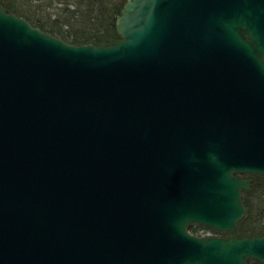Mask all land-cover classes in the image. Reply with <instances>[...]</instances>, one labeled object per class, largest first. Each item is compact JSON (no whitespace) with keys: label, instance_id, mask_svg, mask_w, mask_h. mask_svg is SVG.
Listing matches in <instances>:
<instances>
[{"label":"water","instance_id":"95a60500","mask_svg":"<svg viewBox=\"0 0 264 264\" xmlns=\"http://www.w3.org/2000/svg\"><path fill=\"white\" fill-rule=\"evenodd\" d=\"M69 45L0 7V264H264V0H126Z\"/></svg>","mask_w":264,"mask_h":264},{"label":"trees","instance_id":"16d2710c","mask_svg":"<svg viewBox=\"0 0 264 264\" xmlns=\"http://www.w3.org/2000/svg\"><path fill=\"white\" fill-rule=\"evenodd\" d=\"M52 1V0H51ZM126 0H88V6H85V11H77V9L71 11L65 7L61 9V13L57 16V18L53 19V22L49 23V16L46 17L43 21L38 20L37 12L40 10L37 7L34 11H30V15L28 16L27 12H21L17 10L12 2L8 5L4 4V2L0 1V6L7 10L9 13H12L20 18H23L31 27L37 28L42 32H46L54 37L61 39L63 42L69 45H93L99 46L101 44L109 45L118 41V36L115 31V20L118 17L120 10L125 3ZM78 8V7H77ZM29 13V12H28ZM80 13V14H79ZM81 15L82 17H86L88 23L90 21H95L96 24L102 26L103 28H107L104 36L92 37L91 39H87L82 36L72 35L70 33H62L59 29L64 25H70L71 20L76 18V15ZM31 18V19H30ZM49 28L50 30L46 29ZM256 180L260 182H264V178H256ZM254 189L249 193L244 194V202L247 208V213L245 218H243L242 222L239 225V228L229 234H223L222 236H234V237H255L261 234H264V204L263 207L258 211V214L254 220L249 219L251 215L252 203L253 200L251 198V194H253ZM250 195V196H248ZM261 196V195H260ZM263 199L264 202V194L259 197ZM256 202V201H255Z\"/></svg>","mask_w":264,"mask_h":264},{"label":"rangeland","instance_id":"374dc122","mask_svg":"<svg viewBox=\"0 0 264 264\" xmlns=\"http://www.w3.org/2000/svg\"><path fill=\"white\" fill-rule=\"evenodd\" d=\"M1 2H4V4L8 5L10 2H12L13 6L20 10L21 12H27L26 14L30 17V11H34L37 7L40 8V10L37 12V16L41 22L48 21L45 20L47 16H49V23L53 22V19L57 18V16L61 13V9L67 6V8L71 11L77 9V11H85V6L88 4V0H0ZM2 7V6H1ZM78 7V8H77ZM29 12V13H28ZM80 14V13H79ZM76 15V18L71 20L70 25H64L59 30L62 31V33H70L72 35L76 36H82L84 35L85 38L91 39L92 37L104 36L106 29L102 26H99L95 23V21H90V23L87 22L85 19L86 17H82L81 15ZM31 19V18H30ZM46 28V27H45ZM50 30L49 28H46ZM67 35V34H66ZM255 186L252 187L251 191L254 189L253 194H251V198L253 200L252 203V209H251V220H254L258 214V211L263 207V199L259 198L264 194V182H260L258 180H254ZM250 192V191H249ZM248 192V193H249ZM261 195V196H260ZM250 196V195H248ZM256 201V202H255ZM207 236L208 234L205 233ZM224 237H233L234 236H224Z\"/></svg>","mask_w":264,"mask_h":264}]
</instances>
